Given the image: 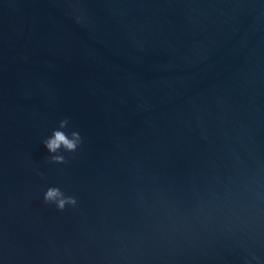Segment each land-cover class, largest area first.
<instances>
[{
  "label": "water",
  "instance_id": "obj_1",
  "mask_svg": "<svg viewBox=\"0 0 264 264\" xmlns=\"http://www.w3.org/2000/svg\"><path fill=\"white\" fill-rule=\"evenodd\" d=\"M64 118L84 143L56 164ZM249 189L264 0H0V264H264Z\"/></svg>",
  "mask_w": 264,
  "mask_h": 264
},
{
  "label": "clouds",
  "instance_id": "obj_2",
  "mask_svg": "<svg viewBox=\"0 0 264 264\" xmlns=\"http://www.w3.org/2000/svg\"><path fill=\"white\" fill-rule=\"evenodd\" d=\"M70 121L64 118L59 122L58 128L53 130L51 136L43 140V144L50 153L49 160L52 163L63 164L67 162L64 155L59 154L61 149L68 153H75L84 143V137L77 130H68ZM43 177V174L40 173ZM250 199L252 201L261 200L262 195L255 190L249 189ZM44 202L46 204L54 205L57 210L63 211L68 206H75L77 200L73 196L66 195L59 187H48L44 193ZM250 207H255L253 202ZM255 264H261V258L253 255L251 257Z\"/></svg>",
  "mask_w": 264,
  "mask_h": 264
}]
</instances>
